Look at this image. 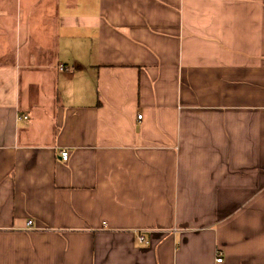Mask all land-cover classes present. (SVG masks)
<instances>
[{
  "label": "crops",
  "instance_id": "1",
  "mask_svg": "<svg viewBox=\"0 0 264 264\" xmlns=\"http://www.w3.org/2000/svg\"><path fill=\"white\" fill-rule=\"evenodd\" d=\"M0 264H264V0H0Z\"/></svg>",
  "mask_w": 264,
  "mask_h": 264
},
{
  "label": "built area",
  "instance_id": "2",
  "mask_svg": "<svg viewBox=\"0 0 264 264\" xmlns=\"http://www.w3.org/2000/svg\"><path fill=\"white\" fill-rule=\"evenodd\" d=\"M61 68L62 69H64V67H62L61 66ZM28 118V116H26V115H21L19 118H18V120L19 121H22V120H24V119H27ZM138 119H142V115H138ZM61 155H62V159L64 160V161H68L69 160V158H70V152L68 151V150H63L62 151V153H61ZM33 221L32 220H29L28 221V226H32L33 225ZM142 241L144 240V237H141L140 238ZM217 261L218 262H222L223 261V258L221 257V256H219L218 257V259H217Z\"/></svg>",
  "mask_w": 264,
  "mask_h": 264
},
{
  "label": "rangeland",
  "instance_id": "3",
  "mask_svg": "<svg viewBox=\"0 0 264 264\" xmlns=\"http://www.w3.org/2000/svg\"><path fill=\"white\" fill-rule=\"evenodd\" d=\"M65 150H67V149H65ZM63 151V150H62ZM62 151H61V153H62ZM69 151V150H68ZM70 152V151H69ZM61 158H62V155H61ZM70 159V158H69ZM63 160V159H62ZM64 161V160H63ZM66 162V161H65ZM33 226V225H32ZM31 227V226H30ZM223 252H221V251H218V253L216 254V261H217V259H218V257L219 256H221L222 258H223V260H224V257H223ZM218 262V261H217ZM223 262V261H222ZM222 262H218V263H222Z\"/></svg>",
  "mask_w": 264,
  "mask_h": 264
},
{
  "label": "trees",
  "instance_id": "4",
  "mask_svg": "<svg viewBox=\"0 0 264 264\" xmlns=\"http://www.w3.org/2000/svg\"><path fill=\"white\" fill-rule=\"evenodd\" d=\"M63 67V66H62ZM64 69H66V67H64Z\"/></svg>",
  "mask_w": 264,
  "mask_h": 264
}]
</instances>
